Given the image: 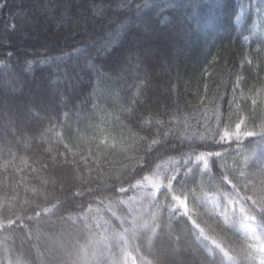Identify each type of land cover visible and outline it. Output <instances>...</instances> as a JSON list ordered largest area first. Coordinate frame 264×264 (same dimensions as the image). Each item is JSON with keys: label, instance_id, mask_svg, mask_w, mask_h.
Returning a JSON list of instances; mask_svg holds the SVG:
<instances>
[{"label": "trees", "instance_id": "1", "mask_svg": "<svg viewBox=\"0 0 264 264\" xmlns=\"http://www.w3.org/2000/svg\"><path fill=\"white\" fill-rule=\"evenodd\" d=\"M261 9L0 0V264H264Z\"/></svg>", "mask_w": 264, "mask_h": 264}, {"label": "rangeland", "instance_id": "2", "mask_svg": "<svg viewBox=\"0 0 264 264\" xmlns=\"http://www.w3.org/2000/svg\"><path fill=\"white\" fill-rule=\"evenodd\" d=\"M158 186L156 181L148 177L146 183L126 199L125 214L131 223L138 224V227L145 225V214L157 208L154 203L158 196Z\"/></svg>", "mask_w": 264, "mask_h": 264}, {"label": "snow or ice", "instance_id": "3", "mask_svg": "<svg viewBox=\"0 0 264 264\" xmlns=\"http://www.w3.org/2000/svg\"><path fill=\"white\" fill-rule=\"evenodd\" d=\"M241 8H243V5H241ZM261 11H264V9H261ZM248 39H249V37H247V36L244 37V40H245V41H247ZM245 59H247V57H245ZM30 63H31V62H29V64H30ZM248 63H249V66H251V61H249ZM238 81H239V78H238ZM246 135L251 136L252 133H246Z\"/></svg>", "mask_w": 264, "mask_h": 264}]
</instances>
